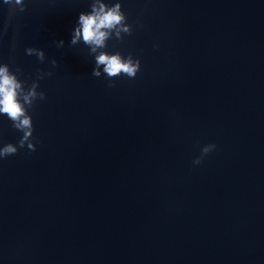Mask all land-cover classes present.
Wrapping results in <instances>:
<instances>
[{"label":"water","instance_id":"1","mask_svg":"<svg viewBox=\"0 0 264 264\" xmlns=\"http://www.w3.org/2000/svg\"><path fill=\"white\" fill-rule=\"evenodd\" d=\"M23 2L0 63L52 74L35 151L0 158V264H264V0H103L131 26L103 50L140 61L111 80L70 46L92 0ZM22 135L0 115V147Z\"/></svg>","mask_w":264,"mask_h":264},{"label":"clouds","instance_id":"2","mask_svg":"<svg viewBox=\"0 0 264 264\" xmlns=\"http://www.w3.org/2000/svg\"><path fill=\"white\" fill-rule=\"evenodd\" d=\"M3 3L9 5V16L13 14L17 6H19V11H24L23 0H3ZM90 9L89 12L78 14L77 24L71 35L70 46L83 42L89 47L90 54H95L92 76L100 77L103 72L109 80L120 75L134 78L140 70L139 59L134 60L131 53L123 57L119 52L109 54L103 50L106 47V41L111 36L114 35L117 40H120L123 38L122 33L131 35V26L126 23V16L121 10V4L117 2L109 6L103 0H92ZM6 30L7 23L5 24ZM63 44V40L56 42L58 48L63 47ZM14 49L15 43H13ZM24 51L28 56L34 55L41 63L45 60V53L42 49L27 47ZM50 63L55 67L57 61L53 59ZM20 72L19 67L13 72L8 64L0 63V115H6L12 122V127L23 133L17 145L8 143L0 147V158L16 154L18 147L23 148L25 144H27L29 151H35V145L32 143L33 124L28 109L33 106L37 99H45V93L37 91V81L43 79L45 75L50 76L52 73H40L38 71L36 80L25 87L26 81L18 79ZM114 86L113 83L108 84V87ZM214 148V144L203 147L201 156L194 159L193 163H201L203 156Z\"/></svg>","mask_w":264,"mask_h":264}]
</instances>
